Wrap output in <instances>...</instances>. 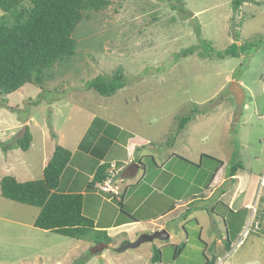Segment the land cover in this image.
<instances>
[{
    "label": "rangeland",
    "instance_id": "1",
    "mask_svg": "<svg viewBox=\"0 0 264 264\" xmlns=\"http://www.w3.org/2000/svg\"><path fill=\"white\" fill-rule=\"evenodd\" d=\"M110 1L101 10L84 11L73 34L76 54L55 66L44 97L32 83L0 93V140L15 144L26 125L33 134L27 151L0 149V180L8 174L21 181L42 178L45 157L60 143L73 157L58 189L74 179L70 185L84 192L105 156L114 161L116 175L96 189L119 211L124 198V210L144 220L142 225L149 217L160 223L173 214L168 218L170 238L120 252L126 236L112 229V243L93 255L94 242L36 227L40 207L0 193V264H151L154 246L162 247L157 264H204L217 249L210 238L227 235L214 212L234 215L231 240H241L221 253L228 255L219 263L264 262V235L254 227L257 216L264 217V182L254 198L261 204L257 216L256 210L246 209L231 214L228 198L219 193L235 149L244 165L238 172L247 180L239 189L242 199L252 196L258 176L264 178V0H244L237 10L234 0ZM234 42L251 43L253 49L224 58L210 49L224 50ZM191 45L197 46L194 54L177 57ZM117 69L127 84L115 94L86 89L88 81ZM232 81L244 88L242 109L229 90ZM190 114L192 119L177 132L182 117ZM128 162L135 167L126 172ZM215 188V195L205 200ZM224 188L236 184L228 180ZM191 199L188 222L183 213ZM148 230L130 229L128 238L136 240ZM180 243L185 245L176 255Z\"/></svg>",
    "mask_w": 264,
    "mask_h": 264
},
{
    "label": "trees",
    "instance_id": "2",
    "mask_svg": "<svg viewBox=\"0 0 264 264\" xmlns=\"http://www.w3.org/2000/svg\"><path fill=\"white\" fill-rule=\"evenodd\" d=\"M233 2L234 9L237 10L244 0ZM110 4V0H0V8L4 12L0 16V93L8 95L25 84L32 83L42 89L40 97H44L42 95L53 76L55 66L76 54L77 42L73 34L84 17V11L101 10ZM239 36L237 34L236 40ZM201 44L204 46L209 43L202 39ZM210 49L216 51L215 54L220 58L230 55L238 57L253 49V45L234 42L224 50H217L215 47ZM196 50L197 46L191 45L177 57L194 54ZM126 84L123 71L117 69L113 74H101L88 81L86 89H95L101 95L111 96ZM4 101L7 103V98ZM36 102H40L39 99ZM196 111L201 110L196 108ZM192 116L182 117L177 132L185 128ZM32 141L33 134L29 125H26L23 135L17 137L15 144L8 145L0 140V149L7 151L16 147L27 151ZM72 157V150L57 143L53 155L44 167L42 178L21 181L12 174L5 175L0 180V193L8 199L40 207L34 221L36 227L94 243H112L113 238L108 231L98 228L94 218L84 213V193L58 189ZM112 164H99L89 182L90 186L113 179L116 174ZM229 164L228 176H234L240 168L243 169L238 149L232 152ZM119 202L127 218L137 220L135 215L124 210L123 199ZM184 215L187 216V213ZM257 223L258 226H255ZM257 223H254V227L260 229L261 222ZM184 245L176 244V255ZM161 248L154 246L151 264L161 262ZM204 264H213V261Z\"/></svg>",
    "mask_w": 264,
    "mask_h": 264
},
{
    "label": "crops",
    "instance_id": "3",
    "mask_svg": "<svg viewBox=\"0 0 264 264\" xmlns=\"http://www.w3.org/2000/svg\"><path fill=\"white\" fill-rule=\"evenodd\" d=\"M8 151H10V149L7 150V152ZM52 155H53V153L50 156H46L45 157L43 167H45L47 165V163L49 162V160H50ZM105 159H107V157L103 156V159L101 161L99 160L100 161L99 164H101L103 162H114V161H110L109 159H107V160H105ZM133 167H135V165L132 166V163L128 162V163L125 164V167H123L124 169L123 168L122 169L127 172V170L129 168L132 169ZM140 167H138L136 169V171H135L136 174L139 172V168ZM122 169L121 170L119 169V171L117 172L118 173L117 176L120 175L119 173L122 172ZM238 171H237V173L234 176H227L228 178L227 177H223L220 174L222 176V186H221L222 190L219 191V193H221L220 197L221 198H224V197L228 198L227 206L231 210V214H234L235 212L240 211L241 209H246V210H253V211L256 210V216H257V209L256 208H258L259 206L261 207V204L258 201L255 202V199H256L255 195H256V191H257V185L259 183H263L264 182V178L262 180H260V177L258 176L256 178V180H255V187L253 189L252 196L250 198H248V199H242L241 194H239V189H241L242 186H244V184L247 182V180ZM135 172L134 173L131 172L132 173L131 176L136 175ZM91 175H90L89 182L93 179L94 173L91 174ZM131 176H129V178ZM216 176H217V174H216ZM119 179H122L121 180L122 182L125 181L124 176L119 177ZM228 180H231L234 184H236V188L235 189L226 191V188H224V187H225L226 183L228 182ZM72 182H76V181L73 179ZM72 182H70V183H72ZM89 182H88L87 190H85L84 192L81 191L85 195L84 207H83L84 213L85 214L86 213L92 214V213L96 212L93 215V217H94V220L96 222L97 227L107 230L109 235H111L110 230L117 229L116 232L121 230L117 234L123 233L124 234L123 236H126L125 241H133L134 240L133 238H128V236L130 234V229L131 230H133V229L135 230L138 227H142V226L144 227L145 226L146 228L147 227L149 228L148 231H144V232H147V233H151V232H153L155 230L163 229V228L166 229V230L168 229V223H169V220L171 219L170 217H172L173 214H171L170 217L168 216L167 218H165V220L160 222V223L155 221L156 219L153 218L154 216L149 217L148 219H145V220H148V221H145L144 225H142L144 220H141L136 215L135 216L137 217V220H129L127 218V215L123 212L122 206H121V209L119 211V209L116 207V205H115V203L113 202L112 199H110L109 197H106L103 193H101L100 191H98L96 189V186L98 184H96L94 186H90ZM70 183L67 186V188H65V189H63L61 191L77 192L76 191L77 189L74 188V186H71ZM131 184H133V183H131ZM73 185H75V184H73ZM72 189L74 191H72ZM215 191H217V188L213 189L211 191V193L204 199L207 200L210 197L212 198L213 195H215L214 194ZM122 199H123V203H124L123 206L125 208L126 204H125L124 198H122ZM192 203H193L192 199L190 201H188V204L186 205L187 207H186V209H185V211L183 213V215L185 213H187V219L189 218L188 222L191 221V219H190V216H191L190 205ZM106 204L111 206L110 209L107 210L106 208H104V206ZM183 205L184 204H180L179 207H174L173 206L174 209H172V210H174V211L179 210L180 206H183ZM199 207H202V206L199 205ZM104 210H107V211H104ZM172 210L169 209L168 211L164 212L163 214L166 216V213H170V211H172ZM254 213H255V211H254ZM214 215L222 220V223L224 225V228H225V231H226L227 235H226V237L221 236V238H216V237L215 238L214 237L210 238L211 242H212V245L215 244L217 249L215 250V254H213L211 256H208L207 262L213 261V264H224L223 262L219 263V259L220 258L223 259L225 256H227L228 254H226V252L228 250L230 252V250L233 247V244L238 242L240 239L233 238L234 242L231 240V235L230 234H232L231 233L232 230H230V225H231V223H234V220H233V216L234 215L221 214V213H218V212H214ZM168 218H169V220H168ZM257 222H261L259 231H261V233L264 235V217L258 218V216H257V218L255 219L254 223H257ZM146 223H148L150 226H147ZM238 231H240V233L242 232L241 230H238ZM171 236H173V235L171 234ZM112 238L114 240L113 236H112ZM223 251H226V252H225V254L222 255L221 253ZM244 264H264V262H260L259 260L257 261V258H255V259H251V260H246Z\"/></svg>",
    "mask_w": 264,
    "mask_h": 264
},
{
    "label": "water",
    "instance_id": "4",
    "mask_svg": "<svg viewBox=\"0 0 264 264\" xmlns=\"http://www.w3.org/2000/svg\"><path fill=\"white\" fill-rule=\"evenodd\" d=\"M229 90L234 93L237 103L240 107V109L243 108V101L245 99V92L242 84L238 81H232L231 86ZM170 238V234L166 229H158L155 230L151 233H143L141 234L136 240L133 241H125L122 246L118 248L120 252L125 251L129 248H137L144 242H151L154 241L155 239L159 240H168ZM109 244L107 242H98L93 245L91 248L90 253L91 254H99L102 252L104 249L108 248Z\"/></svg>",
    "mask_w": 264,
    "mask_h": 264
},
{
    "label": "built area",
    "instance_id": "5",
    "mask_svg": "<svg viewBox=\"0 0 264 264\" xmlns=\"http://www.w3.org/2000/svg\"><path fill=\"white\" fill-rule=\"evenodd\" d=\"M114 175V173H113ZM109 181H111L110 179H108L107 181H105V183L108 185ZM104 189H108L107 186H104ZM256 226H258V223L256 224ZM241 243V241L237 244V246H239V244Z\"/></svg>",
    "mask_w": 264,
    "mask_h": 264
},
{
    "label": "bare ground",
    "instance_id": "6",
    "mask_svg": "<svg viewBox=\"0 0 264 264\" xmlns=\"http://www.w3.org/2000/svg\"><path fill=\"white\" fill-rule=\"evenodd\" d=\"M241 241V240H240ZM235 247L233 246V249H234Z\"/></svg>",
    "mask_w": 264,
    "mask_h": 264
}]
</instances>
